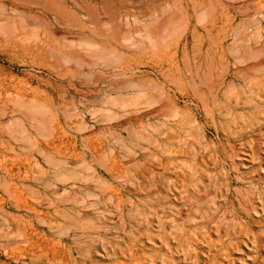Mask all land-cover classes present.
Segmentation results:
<instances>
[{"label":"rangeland","instance_id":"1","mask_svg":"<svg viewBox=\"0 0 264 264\" xmlns=\"http://www.w3.org/2000/svg\"><path fill=\"white\" fill-rule=\"evenodd\" d=\"M0 264H264V0H0Z\"/></svg>","mask_w":264,"mask_h":264},{"label":"bare ground","instance_id":"2","mask_svg":"<svg viewBox=\"0 0 264 264\" xmlns=\"http://www.w3.org/2000/svg\"><path fill=\"white\" fill-rule=\"evenodd\" d=\"M162 42V41H161ZM212 57V56H211ZM188 68V67H187ZM208 68H210V65H209V67ZM222 68H223V66H222ZM190 69H188V71H189ZM198 70V69H197ZM238 70V69H237ZM191 71V70H190ZM221 71H223V70H221ZM225 71V70H224ZM220 72V74H222V73H225V72ZM236 71V70H235ZM204 74H205V72H204ZM198 74H197V71H196V76H197ZM217 75H219V74H217ZM206 77L208 76V74L207 75H205ZM204 76V77H205ZM177 81H179V79L177 80ZM189 80H187V82H188ZM201 82L203 81L202 79L200 80ZM212 81V80H211ZM195 82V81H194ZM189 83V82H188ZM203 83V82H202ZM195 84V83H194ZM190 85V84H189ZM196 85V84H195ZM204 85H205V83H204ZM191 86V85H190ZM193 86V85H192ZM198 88V87H197ZM243 88V87H242ZM193 90H197V89H193ZM201 92V91H200ZM198 93L200 96H201V93ZM195 94V93H194ZM210 94H211V92H210ZM203 97H204V94L202 95ZM165 97V96H164ZM202 98V97H201ZM154 99V98H153ZM204 99V98H203ZM202 102H205V101H202ZM234 103V102H233ZM216 105V104H215ZM214 105V106H215ZM207 112V111H206ZM210 113V112H209ZM211 114V113H210ZM213 115V114H212ZM211 116V115H210ZM223 116H225V115H223ZM231 146H232V144H230ZM235 147V146H234Z\"/></svg>","mask_w":264,"mask_h":264}]
</instances>
